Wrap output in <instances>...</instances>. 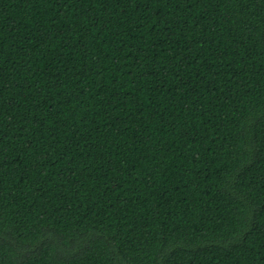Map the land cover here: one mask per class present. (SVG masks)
Returning <instances> with one entry per match:
<instances>
[{
  "label": "trees",
  "instance_id": "obj_1",
  "mask_svg": "<svg viewBox=\"0 0 264 264\" xmlns=\"http://www.w3.org/2000/svg\"><path fill=\"white\" fill-rule=\"evenodd\" d=\"M0 264H264V0H0Z\"/></svg>",
  "mask_w": 264,
  "mask_h": 264
}]
</instances>
